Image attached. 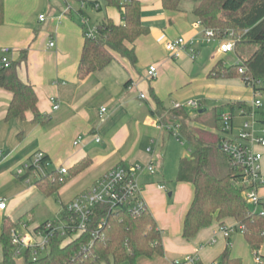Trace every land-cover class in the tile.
I'll list each match as a JSON object with an SVG mask.
<instances>
[{
    "label": "crops",
    "instance_id": "obj_1",
    "mask_svg": "<svg viewBox=\"0 0 264 264\" xmlns=\"http://www.w3.org/2000/svg\"><path fill=\"white\" fill-rule=\"evenodd\" d=\"M86 1L98 2V13L103 10L99 0ZM137 1L141 7V23L148 28L149 34L133 44L136 65L132 66L114 53L115 61L109 67L80 81L77 67L83 29L80 19L66 12L65 0H4L0 49L13 51L11 59L16 64L17 76L23 83L33 86L38 110L49 120L45 124H34L31 113L27 112L24 119L7 122L5 118L12 96L0 88V199L6 203L5 209L0 210V231L3 221L8 219L16 225L17 234H37L34 229L46 221H56L62 206H67L108 170L120 164L152 163L155 173L143 174L139 181L144 202L162 234L164 253L163 256L139 258L136 264H191L185 262L188 257H196L195 264H215L228 244L231 258L241 259L242 264H258L231 218L224 220L222 225L234 230L228 238L221 235V225L216 220L194 238L182 237L194 189L190 183L177 181V171L174 175L168 174L165 164L167 149L172 144L169 136H177L150 115V111L156 110L151 91L163 105L167 96L181 97L179 93L196 88V84L203 87L193 92H226L229 107L244 103L249 96L252 98L251 90L240 78H208L217 62L230 66L239 58L222 54L218 40L205 41L204 28L194 15L199 0H194L187 8L181 7L180 0L179 10L171 12L163 8L161 0ZM70 2L71 5L76 3ZM41 15L45 18L43 22L39 21ZM98 16L96 26L108 19L115 24L122 23L120 13L106 4L105 11ZM179 37L193 40L197 50L193 60L187 50L177 60L171 59L166 52V42ZM50 41L54 42V47L48 46ZM212 43L214 46H205ZM150 66L157 69L156 78L151 80L147 78ZM140 94L145 98L141 99ZM51 98L56 99L57 110L52 109ZM103 107L106 111L100 114ZM79 137L78 144L74 145ZM96 137L99 142L95 141ZM37 152H43L51 163L47 173L61 166L70 169L85 159H90L91 165L69 180L59 190L56 202L51 203V199L35 186L36 174L21 179L27 173L24 167L32 163ZM188 155L177 159L176 170L179 160ZM262 167L264 171V156ZM19 171H22L20 176ZM259 193L264 197V188ZM19 227L23 231H19ZM238 232L241 234H236ZM35 240L41 242L43 237L35 235ZM258 255L259 264H263L264 243Z\"/></svg>",
    "mask_w": 264,
    "mask_h": 264
},
{
    "label": "trees",
    "instance_id": "obj_2",
    "mask_svg": "<svg viewBox=\"0 0 264 264\" xmlns=\"http://www.w3.org/2000/svg\"><path fill=\"white\" fill-rule=\"evenodd\" d=\"M107 7L115 8L122 17L121 24L104 20L96 26L95 38L85 37L77 67V79L82 81L91 74L99 73L114 61V53L126 59L132 66L137 63L135 41L149 34L148 28L141 23V7L137 0H103ZM166 11H178L180 0H161ZM98 2L87 1L88 8ZM81 14H86L82 11ZM202 27L214 32L216 39L232 35L237 44H246L253 48L248 58L238 57L241 62L224 66L217 62L209 71L210 79H245L253 77L264 83V0H199L194 9ZM4 21V0H0V25ZM82 27V26H81ZM245 67L243 76L238 69ZM0 88L12 96L7 109V122L17 118L24 119L30 112L34 124H45L49 118L41 114L37 107V95L32 85L23 83L16 72V64L9 68H0ZM264 90V87L262 88ZM156 104V110L150 111L152 117L164 125L171 133L174 131L189 147L188 157L179 160L177 181L190 183L194 189L193 200L184 218L182 237L194 238L197 233L216 220L224 225V220L233 219L243 227L242 234L253 254L264 243V203L261 212L251 213L244 197L245 187L241 186V167L236 165L220 149V113L217 109L204 110L202 113L188 109H168L150 93ZM245 103L230 106L244 109ZM91 165L90 159L78 162L67 169V176L58 182L56 172L47 173L34 181L37 189L45 196H57L59 190L72 178ZM31 170L21 178L25 180ZM71 214L67 206H62L60 217L56 221H46L34 233L46 237V253L33 260L32 251L26 249L23 264H136L139 258L163 256L162 234L157 228L154 217L148 208L139 216L130 214L125 208L111 210L106 205H98L88 218L86 230L72 232L68 222ZM103 221L101 228L98 225ZM53 222L62 224V229L46 230L45 225ZM16 225L8 219L3 221L0 231L2 261L0 264H17L16 245L12 234ZM216 264H242L241 259L230 256V244L220 255Z\"/></svg>",
    "mask_w": 264,
    "mask_h": 264
},
{
    "label": "built area",
    "instance_id": "obj_3",
    "mask_svg": "<svg viewBox=\"0 0 264 264\" xmlns=\"http://www.w3.org/2000/svg\"><path fill=\"white\" fill-rule=\"evenodd\" d=\"M70 1H75L77 8H73ZM129 0H123L128 2ZM66 12L75 13V15L81 20V26L84 31L85 37L95 38L96 27L91 30L88 25L89 17L86 14H81L82 11L87 12L93 10L99 11V3L94 4L92 8H88L86 0H65ZM44 16H39V21H44ZM201 25V23H198ZM203 37L207 43L212 40H218L219 51L222 54H229L236 51V40L232 35H227L223 39H216L215 34L211 30H203ZM54 42H48V46L54 47ZM165 50L169 54L171 59L177 60L181 57L184 50L189 52L190 58L193 60L197 55L193 40H185L181 37L170 40L165 44ZM13 51L9 48L0 49V68H9L12 65L11 53ZM241 62L240 59L237 63ZM245 67L238 69V74L243 76L245 74ZM157 76V69L155 66H150L147 70V78L155 79ZM244 85L252 92V102L249 106L246 105L244 109L239 110V116H250L252 118L251 123L243 122L238 126L233 125V114L224 113L220 114V131L224 134L235 133L234 136H223L220 138V149L223 153L229 156V158L238 166L241 167V186L245 187L244 197L251 213L261 212V204L264 203V197L260 195V190L264 188V171L262 167L264 156V114L261 119L256 121L254 119L255 110L260 108L262 102L260 100V92L263 90L264 83L260 79L253 78L251 76L241 79ZM130 88V87H129ZM140 98L144 99L145 96L140 94ZM52 109L57 110L59 108L55 98H51ZM174 109H188L191 111H197L201 108V102L196 100H187L185 102L175 101L172 103ZM106 108L100 109V114H103ZM259 124V128L257 125ZM176 135V133H174ZM80 137L74 142L77 145ZM96 142H99L98 137L95 138ZM151 152V149H148ZM1 157V153H0ZM51 163L47 156L43 152H37L33 156L31 164L26 165L24 170H31L32 173L38 177L45 176L48 172ZM58 182L62 183L67 176V168L61 166L56 171ZM154 174L155 168L152 163L147 164H131V165H117L114 168L105 172L99 179H97L88 189L79 193L68 205L67 210L71 214L68 222L69 229L72 232H83L86 230L88 218L92 213V210L98 205H106L111 210L119 208H125L130 214L139 216V214L147 208L143 199V187L140 184L139 178L143 174ZM18 176L22 174L19 171ZM161 190L164 186H158ZM6 203L4 199H0V210H4ZM103 221L98 225L101 228ZM46 230L62 229V224L58 223L54 225L53 222H48L45 226ZM237 229L242 233L243 227L239 224L236 225ZM233 228H227L225 226L220 227V233L224 238H228L233 233ZM35 235H41L43 240L37 242ZM12 242L19 249H23L24 253L26 249L32 251V259L45 251L46 237L41 233L29 234L22 236L15 231L12 234ZM16 256H22V252H16ZM24 257V256H23ZM256 263H260L261 259L258 252L254 254ZM185 262L195 264L197 262L196 257H188ZM179 262H176L178 264ZM216 264V263H215Z\"/></svg>",
    "mask_w": 264,
    "mask_h": 264
},
{
    "label": "rangeland",
    "instance_id": "obj_4",
    "mask_svg": "<svg viewBox=\"0 0 264 264\" xmlns=\"http://www.w3.org/2000/svg\"><path fill=\"white\" fill-rule=\"evenodd\" d=\"M193 1L194 0H181V7L183 8H187L189 7L190 5L193 4ZM99 2L101 3L102 5V12L105 11V2L102 1V0H99ZM76 3H73L72 6L73 8H77V4L75 5ZM88 17H89V21H88V26L91 30H94L95 27H96V24L97 22H99V17L98 16L100 13L98 12H90V11H87L86 12ZM73 15H75V13H73ZM76 16V15H75ZM79 20V19H78ZM81 22V20H80ZM235 40L239 41L240 38H234ZM195 45V44H194ZM199 46V45H198ZM205 46H214V44H210V45H205ZM196 47V46H195ZM203 47V46H201ZM253 51V48L251 46H248L246 44H237V47H236V51L233 52V53H229L227 56H232V57H236L238 58L239 56L243 59L245 58H248V56L252 53ZM239 59L236 60L235 63L238 62ZM196 88H193V89H186L184 90L183 92L179 93V96H176V95H171V96H167V98H165V100L163 101L164 102V105L167 109H171L172 108V103L173 101H179V102H185L187 100H196V101H199L202 103V106H201V109L203 110H212V109H217L218 112H224V113H229L230 111V107L226 104H230L228 101L229 99L226 97L228 94L226 92H223V91H217V92H214V91H211V92H193L194 89H199V86L200 87H203L202 85L200 84H196L195 85ZM218 89H221L220 87H217ZM212 89H216L215 87H213ZM193 92V93H192ZM260 100L262 102V105L260 108L256 109L255 110V114H254V119L256 121L260 120L261 119V116L262 114H264V90H261L260 92ZM252 99L253 97L251 98L250 96L247 97L246 99H244V103L249 106L250 103L252 102ZM234 117H233V125L234 126H238L240 125L241 123L243 122H249L251 123L252 121V118L250 116H239V113L235 110L234 111ZM257 128H259V124L257 125ZM218 130H220V125H219V128ZM217 133L219 134V136L223 137V136H234L235 133L233 132L232 134H224L220 131H217ZM169 140L170 142H172V144L168 147L167 149V156H166V167H167V170H168V174H171V175H174L176 174V163H177V159L179 157H182L183 154H189V147L188 145L183 142L180 138H176L174 137L173 135L169 136ZM1 153V152H0ZM169 184H171V182H168ZM49 199H51V203H55L56 202V197L55 196H52V197H47ZM19 231H23L21 229V227H19ZM236 234H241V233H236ZM235 235V234H234ZM243 235V234H241ZM38 237V236H37ZM42 237V236H41ZM16 252H22V256H15V259H16V262L17 264H23V260H24V250L23 249H19L18 247H16V250H15V254ZM46 253V250L45 251H42L38 254L39 257L45 255ZM253 253L251 252V256L253 258L254 254L252 255ZM263 262H264V258H263ZM264 264V263H263Z\"/></svg>",
    "mask_w": 264,
    "mask_h": 264
},
{
    "label": "water",
    "instance_id": "obj_5",
    "mask_svg": "<svg viewBox=\"0 0 264 264\" xmlns=\"http://www.w3.org/2000/svg\"><path fill=\"white\" fill-rule=\"evenodd\" d=\"M203 111H204V110H199L198 113L200 114V113H202Z\"/></svg>",
    "mask_w": 264,
    "mask_h": 264
}]
</instances>
